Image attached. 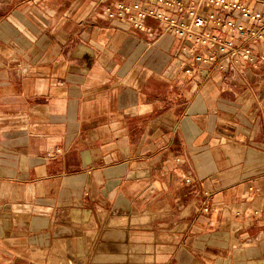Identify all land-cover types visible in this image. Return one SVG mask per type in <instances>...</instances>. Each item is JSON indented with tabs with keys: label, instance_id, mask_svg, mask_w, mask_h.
Returning <instances> with one entry per match:
<instances>
[{
	"label": "crops",
	"instance_id": "0c3cea01",
	"mask_svg": "<svg viewBox=\"0 0 264 264\" xmlns=\"http://www.w3.org/2000/svg\"><path fill=\"white\" fill-rule=\"evenodd\" d=\"M119 1L0 0V264H264V43L186 63Z\"/></svg>",
	"mask_w": 264,
	"mask_h": 264
},
{
	"label": "built area",
	"instance_id": "2783aa9c",
	"mask_svg": "<svg viewBox=\"0 0 264 264\" xmlns=\"http://www.w3.org/2000/svg\"><path fill=\"white\" fill-rule=\"evenodd\" d=\"M104 14L139 29L154 19L183 41V62L209 65L220 57V70L227 66L224 60L253 64V46L264 43V13L229 0H120ZM185 73L193 75V70L187 68ZM192 181L190 173L185 182Z\"/></svg>",
	"mask_w": 264,
	"mask_h": 264
},
{
	"label": "rangeland",
	"instance_id": "374dc122",
	"mask_svg": "<svg viewBox=\"0 0 264 264\" xmlns=\"http://www.w3.org/2000/svg\"><path fill=\"white\" fill-rule=\"evenodd\" d=\"M46 257H48V256H46ZM59 258H56L55 259V263L54 264H68V261L66 262L65 261V258H64V260H58ZM50 260V259H49ZM51 261V260H50ZM51 264H53V263H51ZM71 264H75V263H73V262H71Z\"/></svg>",
	"mask_w": 264,
	"mask_h": 264
}]
</instances>
